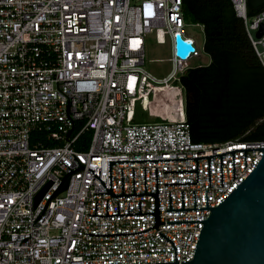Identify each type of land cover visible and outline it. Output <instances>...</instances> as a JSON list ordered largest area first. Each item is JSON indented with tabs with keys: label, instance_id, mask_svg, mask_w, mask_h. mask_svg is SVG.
<instances>
[{
	"label": "built area",
	"instance_id": "obj_1",
	"mask_svg": "<svg viewBox=\"0 0 264 264\" xmlns=\"http://www.w3.org/2000/svg\"><path fill=\"white\" fill-rule=\"evenodd\" d=\"M264 69V10L247 16L230 0ZM182 0H0V264H149L191 261L201 222L159 224L149 195L111 197L107 161L196 158L264 141L195 143L180 78L201 53L184 30ZM149 34L167 45L169 73L144 68ZM193 50L177 55L175 37ZM174 82L176 84H171ZM137 106L160 122L134 123ZM263 152L234 151L195 160L112 163L111 192L155 193L159 222L206 220L255 168ZM133 169V184H132ZM144 169V179H143ZM65 180L63 181V179ZM195 183L164 185L165 183ZM36 203L37 195L47 186ZM95 194V195H94ZM91 234V235H85Z\"/></svg>",
	"mask_w": 264,
	"mask_h": 264
},
{
	"label": "trees",
	"instance_id": "obj_2",
	"mask_svg": "<svg viewBox=\"0 0 264 264\" xmlns=\"http://www.w3.org/2000/svg\"><path fill=\"white\" fill-rule=\"evenodd\" d=\"M247 16L264 0H246ZM185 20L203 28L206 66L180 78L185 116L195 143L264 140V69L230 0H182Z\"/></svg>",
	"mask_w": 264,
	"mask_h": 264
},
{
	"label": "water",
	"instance_id": "obj_3",
	"mask_svg": "<svg viewBox=\"0 0 264 264\" xmlns=\"http://www.w3.org/2000/svg\"><path fill=\"white\" fill-rule=\"evenodd\" d=\"M264 34V25L262 24L257 32L254 34L255 38L259 39ZM175 46L177 55L181 58H185L189 52L193 50L189 42H183L177 35L175 37ZM264 141V140H262ZM251 150H261L263 152L262 157L251 171V173L216 207H207V194L205 190V208H195V194L193 192V208L183 209L182 203V191H181V209H170V192H168V205L170 211H187V210H210V215L206 220L197 221H178V222H159V210H158V189H157V172L155 171V193L123 194L122 193V169L121 171V195H116L111 192L110 185V166L112 163H127V162H149V161H172V160H195V170L185 171H163L164 173L175 172H196L197 177V159L206 158L208 167V187H210V170H209V157L218 156L220 162V185L222 186V171H221V155L231 153L232 155V176L234 178V161L233 152H244V167L246 166L245 152ZM221 154L196 157V158H177V159H155V160H126V161H107V173L109 190L104 186V182L94 174L93 170L86 167L93 177H95L105 188L107 193L97 194H109L111 197H125V196H141L149 195L154 199V210L151 213H140V202H138V213L129 214L127 203V214L107 215V200H106V215H95L94 217L104 216H127V215H139V214H151L154 217V226L136 233H123V234H108V235H92V236H114V235H133L145 232L151 228L158 230L159 224H176V223H192L201 222L202 228L200 230L193 257L191 261H177L175 259V247L167 237L158 233L160 237L172 244L174 248V262L167 263H149V264H264V148H251V149H235ZM144 179V169H143ZM65 178L63 179V181ZM195 182V183H196ZM195 183H165L164 185H179V184H195ZM132 184H133V169H132ZM47 185L36 197V203L43 196L44 191L48 188ZM95 195V194H94ZM85 235H91L86 234Z\"/></svg>",
	"mask_w": 264,
	"mask_h": 264
},
{
	"label": "rangeland",
	"instance_id": "obj_4",
	"mask_svg": "<svg viewBox=\"0 0 264 264\" xmlns=\"http://www.w3.org/2000/svg\"><path fill=\"white\" fill-rule=\"evenodd\" d=\"M184 30L187 36L192 38L200 53L201 56L199 59H193L190 61L188 66L190 68L206 66L210 62V57L203 50V42H204V33L203 28L200 25H194L189 20L184 19ZM170 57L169 48L167 45L157 44L154 40V35L149 34L146 38L145 43V58H144V68L145 70L156 77L157 79H161L165 77L170 71V63L166 60ZM171 84H176L174 82H170ZM160 119H151L148 117L146 112H143L137 106L136 115L134 119V123H153L160 122Z\"/></svg>",
	"mask_w": 264,
	"mask_h": 264
}]
</instances>
